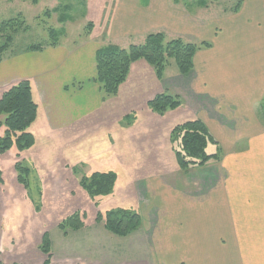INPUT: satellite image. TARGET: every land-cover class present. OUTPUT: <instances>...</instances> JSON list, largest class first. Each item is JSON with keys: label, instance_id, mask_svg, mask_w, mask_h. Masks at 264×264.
Returning a JSON list of instances; mask_svg holds the SVG:
<instances>
[{"label": "crops", "instance_id": "obj_1", "mask_svg": "<svg viewBox=\"0 0 264 264\" xmlns=\"http://www.w3.org/2000/svg\"><path fill=\"white\" fill-rule=\"evenodd\" d=\"M168 2L117 0L108 21L111 38L107 42L126 47L140 43L148 33L162 31L174 34L170 38L193 41L197 37L210 42V48L193 57V77L182 76L171 66L165 72L174 75L159 80L140 60L130 67L117 94L102 101L93 81L94 55L107 42L88 40L74 48L58 44L20 55L13 52L16 55L0 61V95L7 86L28 79L38 104L36 120L29 128L35 145L50 143V133L60 129L63 121V128H71L68 132L80 131L67 141L75 145L81 144L88 127L117 128L123 117L133 113L136 119L129 127H144L147 119L156 118L150 113L151 117L146 116L147 101L168 87H182V91L174 88V94L181 92L182 104L171 112H187L172 123L200 119L219 144V160L192 167L182 175L174 164L173 186L161 175L148 173V179H143L149 182L146 196L156 198L159 208L151 213L150 206L147 213L132 207L142 223L127 238L139 242L135 236L141 233L143 246L127 249L133 258L126 263L264 264V119L260 114V103L264 105V0H241L237 12L222 14L203 29L184 19L183 11H171ZM205 25L210 37L201 34ZM189 95L212 99L208 103L212 114L194 109L195 101L187 100ZM168 151L170 147L163 143L164 157ZM23 152L17 153L15 162L23 158ZM160 159L155 158L157 164ZM29 164L33 168V162ZM134 256H143L142 262Z\"/></svg>", "mask_w": 264, "mask_h": 264}, {"label": "rangeland", "instance_id": "obj_2", "mask_svg": "<svg viewBox=\"0 0 264 264\" xmlns=\"http://www.w3.org/2000/svg\"><path fill=\"white\" fill-rule=\"evenodd\" d=\"M200 1L204 3L200 4ZM116 2L117 0H38L33 4L28 0H0V23L14 19L20 24L19 30L12 34L13 41L9 45L8 56L3 52L1 61L16 55L13 52L19 53L18 55L31 53V45L40 44L43 49L58 44L74 48L88 40L107 42L111 38L109 18L112 11H115ZM237 2L238 0H169L167 6L171 11H183L184 19L203 29L204 24L210 20L219 19L222 14H232L230 9ZM184 11L191 13L189 15ZM162 32L168 38L172 34ZM210 32L208 25H205L201 34L210 37ZM7 35H11L9 30L0 32V45ZM194 38L196 43L201 41ZM171 66L174 65L167 68ZM142 68L140 71L144 70ZM168 75L171 77L174 74L165 72L163 78ZM187 75L193 77L195 70L182 76ZM168 88L160 93L168 91L174 95L176 87ZM176 89L182 91V87ZM180 93L178 95L182 100ZM122 97L121 94L118 98L119 105ZM188 99H194V109L211 113L208 103L212 99L200 100L193 95H189ZM115 100L116 98L110 101ZM260 107L263 111L260 114L264 119V105L260 103ZM174 110H168L164 115L146 110V116L154 114L156 118L147 119L146 125L140 128L108 126L109 128L95 130L96 128L88 127L90 129L83 133L85 135L81 138V144L75 145L67 141L75 139L73 134L80 131L68 132L71 128H63L66 124L61 120L63 124H60V129L55 128L50 133V143L37 142L35 145L34 142L32 148L23 152V158L18 159L26 167H30V161L33 162V168L28 167L30 173L25 181L27 186L17 180L14 168V158L19 155L17 153L22 152L12 147L5 153H0V262L42 264L46 257L40 248L41 237L43 233H47L52 253L50 264H127L133 258L127 249L141 248L142 234L135 236L139 242L130 241L127 236L113 235L101 223L95 222L94 217L98 210L103 212L113 207H139L148 213L151 206V213L157 212V199L152 195L151 199L146 196L145 187L149 182L143 179H148V173L152 171L150 174L161 175L170 186L175 183L176 169L181 175L190 173L192 167L188 170L179 169L169 144L170 131L179 123H172L173 120L187 112H171ZM211 116L215 117V114ZM62 117L65 119V115ZM163 143L170 147L168 157L165 156L166 162L162 153ZM219 148L217 143L208 146L207 151L216 153ZM156 157L157 160L161 158L159 164ZM211 162L215 161H209ZM94 171H114L117 174L113 193L98 202L91 199L80 186L82 176ZM219 172L218 170L217 175ZM74 212H82L87 216L86 226L63 232L58 228V223ZM148 238L151 240L150 236ZM134 258H139L140 262L143 260V256Z\"/></svg>", "mask_w": 264, "mask_h": 264}, {"label": "trees", "instance_id": "obj_3", "mask_svg": "<svg viewBox=\"0 0 264 264\" xmlns=\"http://www.w3.org/2000/svg\"><path fill=\"white\" fill-rule=\"evenodd\" d=\"M28 1L35 4L38 0ZM199 3L203 4L204 2L200 1ZM240 6L241 0H238L230 11L235 13ZM19 25L14 19L0 23V32L9 30L11 34L5 36L4 43L0 45V61L3 52L9 50V45L13 41L12 34L19 30ZM210 47L211 43L207 41L196 43L182 37L168 38L163 32L148 33L142 42L129 44L126 47L107 43L95 51L93 81L99 87L102 101H105L106 98L117 94L134 63L140 60L144 61L157 79L162 80L166 68L171 64L180 75L191 72L195 53ZM29 49L41 51L43 47L37 44L31 45ZM181 102L179 95L164 91L155 94L147 101L146 106L151 112L164 115L168 110L179 108ZM37 110L38 104L33 98L31 83L28 79L19 80L1 93L0 127L3 128V132L0 134V153H5L12 147L22 152L33 146L35 137L29 128L36 120ZM133 119V114L126 115L120 122V126H131ZM169 144L174 153L176 164L182 170H187L190 167H202L209 161L219 160V149L216 153L207 151L208 146L217 145V142L205 124L198 118L175 124L169 134ZM14 168L17 172V180L27 186L25 181L30 173L29 168L23 164L22 160L16 161ZM116 180L117 174L114 171H94L89 175L82 176L80 186L91 199L98 202L101 198L113 193ZM86 218L87 216L82 212L71 213L58 223V228L63 232L79 230L86 226ZM94 221L101 223L108 232L119 237H125L135 232L142 223L141 216L136 210L123 207H113L103 212L98 210ZM50 245L48 234L43 233L40 248L46 258L42 264H50L52 257ZM0 264L21 263L14 261L11 263L0 262Z\"/></svg>", "mask_w": 264, "mask_h": 264}]
</instances>
